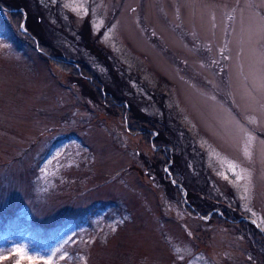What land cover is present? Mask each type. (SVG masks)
Here are the masks:
<instances>
[{
    "label": "rangeland",
    "instance_id": "obj_1",
    "mask_svg": "<svg viewBox=\"0 0 264 264\" xmlns=\"http://www.w3.org/2000/svg\"><path fill=\"white\" fill-rule=\"evenodd\" d=\"M41 1L70 58L166 117L183 163L165 177L174 163L122 115L0 31V264L18 248L36 264H264L237 226L194 213L183 184L210 180L264 231V0ZM85 20L105 59L80 43Z\"/></svg>",
    "mask_w": 264,
    "mask_h": 264
},
{
    "label": "trees",
    "instance_id": "obj_2",
    "mask_svg": "<svg viewBox=\"0 0 264 264\" xmlns=\"http://www.w3.org/2000/svg\"><path fill=\"white\" fill-rule=\"evenodd\" d=\"M0 10L7 17L5 19L0 14L1 32L6 33L7 37H10L17 44L20 43V40L31 42L34 48H37L41 53L42 57L54 63L62 71L70 74L73 80H77L82 84L83 88L86 87L93 96L92 98L98 100L106 108L107 112L117 114L118 116L122 115L127 122L129 133H138L142 135L145 142L153 143L157 147L155 153L158 162L163 165L165 163L170 164V162L174 163L173 166L169 167L170 172L164 173L167 178H169L170 174L174 181L176 177L175 166L178 162H183L181 154L170 152L171 148L174 149L176 147L175 141L171 139L174 131L171 130L172 127L166 121L165 116H163L162 120L153 116L150 117L138 108L139 106L132 101L131 97H125L120 90L116 91L114 83L94 68L88 60L85 58H70L67 52L57 43V32L54 30L56 22L51 18L49 9L44 1L0 0ZM91 36L92 28H90L89 20H85L80 30V43L85 45L99 58L105 59L104 49H101ZM106 62L108 63V59H106ZM113 75V78L116 80L117 76ZM159 168V164L154 163L153 169L158 170ZM209 178H211V175ZM172 180L166 181L165 184L170 183L174 186V189L180 188V185L183 186V184L187 186V205L194 213L208 216L212 212V216L209 218L210 222L215 221L228 226H237V230L239 229L241 234H246V238L250 243L255 240L260 245L258 247L262 248L261 251L264 255V231L258 230L256 225L247 221L245 217H240L238 213L233 210H227L221 203H217L216 201H219L218 198H213L217 196V193L207 189V186L212 187L210 180L205 181V179L201 178L203 184H201V188L197 191H192L189 188V182L182 184L177 181L174 185ZM217 210H220V212L218 213ZM2 224L0 225V233L4 232L2 235L7 237L5 233L10 230V224L8 220ZM246 228H248V232H244ZM32 230L36 231L35 228Z\"/></svg>",
    "mask_w": 264,
    "mask_h": 264
},
{
    "label": "snow or ice",
    "instance_id": "obj_3",
    "mask_svg": "<svg viewBox=\"0 0 264 264\" xmlns=\"http://www.w3.org/2000/svg\"><path fill=\"white\" fill-rule=\"evenodd\" d=\"M15 255L17 257H20V259H18L16 261V264H23V261L24 260H27L30 262V264H36V262L33 260V258L31 256H25L24 252H23V249H16L15 251ZM9 257H3L2 259H8ZM44 264H51V261L48 260V261H45Z\"/></svg>",
    "mask_w": 264,
    "mask_h": 264
},
{
    "label": "water",
    "instance_id": "obj_4",
    "mask_svg": "<svg viewBox=\"0 0 264 264\" xmlns=\"http://www.w3.org/2000/svg\"><path fill=\"white\" fill-rule=\"evenodd\" d=\"M181 186V188H183V186L182 185H180ZM183 191H185V189L183 188ZM217 212L219 213L220 212V210L218 211L217 210ZM211 213H209V216H207V217H204V219L205 220H209V218L211 217ZM247 221H249L250 223H254L255 225H256V227L258 228V230H260V231H262V229H261V227H260V225H259V223H257L256 222V220L255 219H251V218H247Z\"/></svg>",
    "mask_w": 264,
    "mask_h": 264
}]
</instances>
